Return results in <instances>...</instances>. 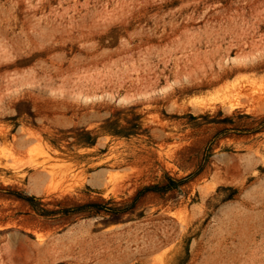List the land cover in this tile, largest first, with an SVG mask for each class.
<instances>
[{
	"label": "rangeland",
	"instance_id": "obj_1",
	"mask_svg": "<svg viewBox=\"0 0 264 264\" xmlns=\"http://www.w3.org/2000/svg\"><path fill=\"white\" fill-rule=\"evenodd\" d=\"M0 264H264V0H0Z\"/></svg>",
	"mask_w": 264,
	"mask_h": 264
},
{
	"label": "trees",
	"instance_id": "obj_2",
	"mask_svg": "<svg viewBox=\"0 0 264 264\" xmlns=\"http://www.w3.org/2000/svg\"><path fill=\"white\" fill-rule=\"evenodd\" d=\"M150 189H153V188H150ZM35 197H32L31 199H34Z\"/></svg>",
	"mask_w": 264,
	"mask_h": 264
}]
</instances>
